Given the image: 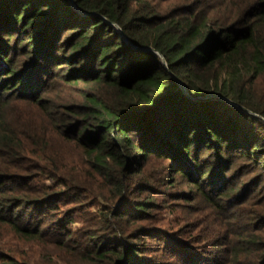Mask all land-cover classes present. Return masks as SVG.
Here are the masks:
<instances>
[{"label":"trees","instance_id":"trees-1","mask_svg":"<svg viewBox=\"0 0 264 264\" xmlns=\"http://www.w3.org/2000/svg\"><path fill=\"white\" fill-rule=\"evenodd\" d=\"M0 264H264V0H0Z\"/></svg>","mask_w":264,"mask_h":264},{"label":"water","instance_id":"water-1","mask_svg":"<svg viewBox=\"0 0 264 264\" xmlns=\"http://www.w3.org/2000/svg\"><path fill=\"white\" fill-rule=\"evenodd\" d=\"M114 25H115V27L118 29V31L121 33L122 37L127 41V43H129L130 45H132L131 41H130V40L124 35V33L122 32L121 28H120L119 26H117L116 24H114ZM137 48H139V47H137ZM139 49H146V50H149V51H154V52H156V53L160 56V58L162 59V62L166 65V61H165L164 57H163L159 52L155 51L152 47L139 48ZM166 66H167V65H166ZM179 83H180V86L182 87L183 91H184L186 94H188V91H187V88L185 87V85H184L181 81H179ZM228 101H229V102H232V101H230V100H228Z\"/></svg>","mask_w":264,"mask_h":264}]
</instances>
